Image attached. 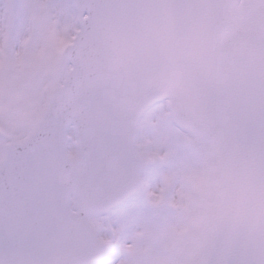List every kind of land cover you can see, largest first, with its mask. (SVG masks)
<instances>
[{
    "label": "snow or ice",
    "instance_id": "6c2138e0",
    "mask_svg": "<svg viewBox=\"0 0 264 264\" xmlns=\"http://www.w3.org/2000/svg\"><path fill=\"white\" fill-rule=\"evenodd\" d=\"M0 264H264V0H0Z\"/></svg>",
    "mask_w": 264,
    "mask_h": 264
}]
</instances>
